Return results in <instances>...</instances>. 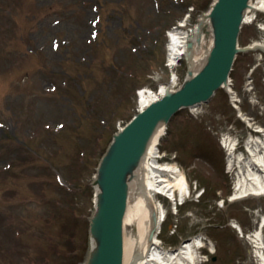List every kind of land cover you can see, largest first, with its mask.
Here are the masks:
<instances>
[{
	"label": "rangeland",
	"instance_id": "obj_1",
	"mask_svg": "<svg viewBox=\"0 0 264 264\" xmlns=\"http://www.w3.org/2000/svg\"><path fill=\"white\" fill-rule=\"evenodd\" d=\"M206 1L0 0V264H72L84 258L97 163L119 123L135 113V90H157L168 79L164 27L189 4L194 5L190 25L197 24ZM97 13L100 32L96 42L88 43ZM256 17L243 23L240 43H264V32L256 26L264 22V13L257 11ZM200 32L204 53L211 34L204 25ZM53 43L59 45L56 52ZM256 64L249 78L252 89L247 73ZM188 68L181 62L177 73L186 75ZM231 78L233 93L220 88L196 111L190 141L176 148L167 141L168 133L161 140L159 149L176 151L179 165L190 170L188 179L197 177V186L206 189L201 196L202 188L192 189L177 214L171 213L169 200L156 195L171 213L158 236L162 246L174 249L183 238L208 232L221 249L211 264H256L248 239L229 236L227 230L232 232L228 222L236 219L252 233L264 217V195L228 200L236 174L226 162L228 147L219 139L223 143L231 137L244 150L250 127L264 125V49L239 53ZM52 84L57 89L47 91ZM234 98L246 123L237 117ZM189 116L183 109L177 118L187 122ZM171 124L170 137L184 126ZM186 147L203 158L181 151ZM72 247L76 254L68 258ZM206 250H198L200 258Z\"/></svg>",
	"mask_w": 264,
	"mask_h": 264
},
{
	"label": "bare ground",
	"instance_id": "obj_2",
	"mask_svg": "<svg viewBox=\"0 0 264 264\" xmlns=\"http://www.w3.org/2000/svg\"><path fill=\"white\" fill-rule=\"evenodd\" d=\"M262 1V0H259ZM258 9H264V2ZM214 18V17H213ZM197 42L193 43L191 66L197 67L206 59V50L199 51L200 43L203 39L198 35ZM212 39L208 44L211 45ZM181 42L180 37L175 38V46ZM264 47L262 42H255L251 47ZM191 51H188L190 54ZM226 87V86H225ZM148 95L141 93L139 102L144 105ZM166 122L161 120L155 127L153 133L148 138L139 163L136 165L133 174L126 176L127 203L123 217V264H198L200 241L197 237L184 241L175 249L161 247L158 238L162 217L165 212L155 200V194L161 192L167 196L175 193V188L179 189L178 196L185 197L188 190L185 186L183 175L177 172L175 166L169 164H159L156 161L157 146L160 138L165 134ZM260 136H249L244 143V152L236 154L237 147L230 145L229 168L236 173L237 181L235 193L231 199H240L250 195L264 194V129ZM132 169V168H131ZM95 204L98 205L100 187H95ZM96 214V213H95ZM94 214V224L92 230L93 249L91 259L95 255V247L98 241V229L96 225L97 215ZM156 216V219L153 218ZM153 234V236H152ZM253 241L257 243L259 256L264 264V240L254 236Z\"/></svg>",
	"mask_w": 264,
	"mask_h": 264
},
{
	"label": "water",
	"instance_id": "obj_3",
	"mask_svg": "<svg viewBox=\"0 0 264 264\" xmlns=\"http://www.w3.org/2000/svg\"><path fill=\"white\" fill-rule=\"evenodd\" d=\"M248 0H218L214 46L203 69L174 93L150 104L119 132L104 157L100 185V248L94 264H120L121 220L125 206L124 178L140 156L148 137L159 120H168L181 106L206 101L226 79L237 51L236 39L242 11Z\"/></svg>",
	"mask_w": 264,
	"mask_h": 264
}]
</instances>
